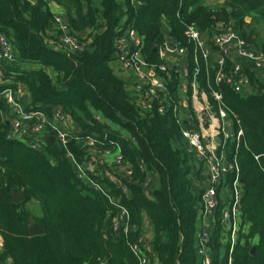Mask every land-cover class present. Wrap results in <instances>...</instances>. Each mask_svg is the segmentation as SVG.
<instances>
[{"label":"trees","instance_id":"1","mask_svg":"<svg viewBox=\"0 0 264 264\" xmlns=\"http://www.w3.org/2000/svg\"><path fill=\"white\" fill-rule=\"evenodd\" d=\"M54 1L64 6L63 18L80 46L75 50L63 46L50 5ZM123 17L126 24L120 28ZM261 18L264 0H224L220 9L204 0H141L138 5L134 0H0V32L16 53L13 62L0 63V91L22 85L31 95L29 110L51 117L59 107L77 124L65 144L42 140L52 126L15 138L6 119L10 109L0 97V264H141L134 250L141 238L149 246L148 258L158 264H200L201 232H209L204 247L211 252L210 264H264V83L257 80V91L246 94L232 83L217 82L221 69L235 75V60L226 57L222 68L213 64L186 34L193 24L213 37L224 31L215 29L218 23H234L251 42L252 24ZM168 24L173 43L186 49L190 61L187 93L196 80L219 110L212 93L220 92L222 106L242 130L240 140L237 131L220 147L227 162L239 167L242 222L234 232L239 242L229 244L230 249L225 247L221 200L213 214L204 210L208 179L188 149L180 110L174 109L181 100L179 88L169 70L161 69ZM129 28L142 39L147 70L166 84V92H159L148 107L112 65L118 40ZM245 71L253 82L252 71ZM105 150L111 153L105 156ZM114 153L122 155L121 164ZM88 162L89 184L78 176L79 166ZM226 175L233 188L236 169ZM18 190L25 193L20 202L12 197ZM124 212L128 231L126 223H114ZM30 215L44 233L29 231ZM149 224L152 233L147 236Z\"/></svg>","mask_w":264,"mask_h":264},{"label":"built area","instance_id":"2","mask_svg":"<svg viewBox=\"0 0 264 264\" xmlns=\"http://www.w3.org/2000/svg\"><path fill=\"white\" fill-rule=\"evenodd\" d=\"M56 22L58 23L59 28L62 30L61 40L63 42L64 48L70 51L79 48L80 46L77 39L69 33L67 27L68 23L66 22V20L62 16L57 14ZM186 34L198 42V44L202 48L204 57H209V49L205 41L202 39L201 30H199L195 25L190 24L186 29ZM126 36L131 39V47H129L126 43ZM212 40L213 44L221 49H225L228 43L236 40L238 42L239 53L247 58L254 60L256 67L264 71V52L256 53L249 50L246 47L244 38L241 37V35L233 28L229 27L227 29H224V31L215 32ZM139 42L138 32L133 28H129L127 32L121 37V39L118 40L117 58L125 66L132 68L137 74L138 79L135 81L134 87L139 93L140 103L144 107H148L150 106L154 98L158 97L159 92H162L163 94L166 92V84L164 80L161 77L155 75L152 70L146 71L147 64L141 55L140 49L138 48ZM164 47L167 50L170 49L168 43L165 44ZM176 49H179L180 52H183L185 50L183 47H176ZM15 58L16 53L13 44L4 33L0 32V63H2L3 61L13 62ZM218 63L222 68L225 64V60L223 58H220ZM161 69L164 71L169 70V68L165 64H162ZM240 70L241 64H236L234 66L235 75H229L227 74V72H224L221 69L217 74V82L227 81L234 84L236 89L241 91L242 87L245 84L249 83V78L247 76L240 75ZM197 71L198 68H196L195 74L197 73ZM212 95L217 99H221L222 97V95L217 91H213ZM0 97H2L6 101L10 109L9 115L6 116V119L11 120V123L13 125L12 135L15 138L25 139V135L29 131V129H31V132H43L46 130V128H48V126H52V132L49 131L46 136H42V140L43 138H47L48 135L52 134L55 135V140H59L62 142V144H65L67 142L66 135L70 132H73L69 129L73 125L69 123L66 115L59 107L53 109V114L51 117H48L43 111L40 110H29L25 102L24 90L20 85H17L16 87L4 88L0 91ZM174 109L178 110L179 106L176 105ZM206 109H209V107L207 106ZM160 110L164 111V107L161 106ZM219 114L222 118H225L228 115V112L222 105L219 106ZM32 120H36V123L32 124ZM182 134L189 144L188 149L194 153V156L197 158V160L204 163L205 167H208L209 169L210 185L202 192L204 210L208 215L210 213L213 214V212H215V209L217 210L220 202L217 194L218 182L223 179L226 172H228L231 168L236 169L237 171V175L232 182L233 188L230 210L224 212V216L227 219V221H225V224L230 223V225L233 227L231 238V243L233 244L235 242L234 232L239 229V224L242 222L241 209L239 205V199L241 197V189L239 186L240 181L238 176L239 167L237 164L233 163H229V165L226 164V150L225 148H216L214 144L218 143L216 142L214 136H212L211 138V143L213 145H208L204 142L201 132L193 127L183 128ZM241 134L242 130H239L237 136L238 140H240ZM230 137V133H223V135L221 136L223 140L222 146H224V142ZM88 142L89 144H93V141L91 139ZM37 144L38 143H35L33 146L36 147ZM102 153L106 156L111 152L110 150H105L102 151ZM122 159L123 157L120 153H114V160L117 164H121ZM91 167L92 162H88L79 166L78 176L87 184L92 182L87 173V171L90 170ZM130 173L131 171L127 170V174ZM94 186L95 188L103 190L102 187L98 184ZM123 214L118 219H115L114 223L116 225L120 223ZM230 216H232V219H229ZM124 226L125 231H128V224L126 223ZM208 237L209 232H201L200 239L202 247L199 248L200 252L203 254V259L200 264H210V260L206 252V247H204L205 241L208 240ZM2 246L3 241L0 236V248ZM147 246L148 244L143 238L140 239V244L134 245L135 252L137 254H140L141 264H151L149 261L150 259L145 253V248H147Z\"/></svg>","mask_w":264,"mask_h":264},{"label":"crops","instance_id":"3","mask_svg":"<svg viewBox=\"0 0 264 264\" xmlns=\"http://www.w3.org/2000/svg\"><path fill=\"white\" fill-rule=\"evenodd\" d=\"M134 2L138 5L141 3V0H134ZM204 2L209 5L212 8H217L220 9L221 5L224 1L222 0H204ZM52 10L65 18V9L64 6L61 4H58L57 2H51L50 3ZM253 18L251 17H246L247 21H251ZM126 17H123L120 23V28H124L126 24ZM252 26L255 28V32L253 33V40L250 42L247 39H245L239 32V30L235 27L234 23L229 24V23H223L220 22L217 24V27L215 29H227L229 27L233 28L236 31H239L238 33L241 35V37L244 38L246 42V47L256 53L259 52H264L262 50L264 46V18H261L260 20L253 22ZM252 26H249L251 29L253 28ZM198 28V27H197ZM199 29V28H198ZM128 30V29H127ZM126 30V32H127ZM200 30V29H199ZM164 31L166 34V42L168 43V46H170V49L167 50L164 46L160 49V56L164 59V64L167 65L169 68L170 78L174 82L175 86L179 88V91L181 93V100L179 106V110L181 113V122L183 124V128L186 127H193L197 129L198 131L201 132L204 142L208 145H213L211 143V138L214 136L215 138L218 136H222L224 132H228L232 136H237V131H238V124L234 120V118L229 115L227 117L222 118L219 114V110H215L213 108V105L209 102L208 94L200 90L199 86L196 83V80H192L191 85H192V92L191 94L187 93V88L188 84L190 82L189 76H188V70L190 67V61L188 58V54L186 52V49L183 52H180L179 49H176L178 46L176 43H173V39L170 35V26L165 25L164 26ZM125 32V33H126ZM202 34L204 33L201 31ZM207 33V32H206ZM123 36V35H122ZM127 38V45L129 47L132 46L131 39L126 36ZM205 43L208 46L209 49V57L208 60H210L213 64L219 62L220 58H223L225 60L226 57L231 58L232 60H235L236 64H241V70H240V75L247 76L249 78V83L245 84L241 91L245 92L246 94L256 92L257 87L254 85V83L258 81H261L264 83V71L261 69L257 68L255 65V61L247 58L239 53V47H238V42L236 40H233L232 42L228 43L225 47V49H221L218 46H215L213 44L212 36L210 37L209 35L206 37V39H203ZM139 44L138 48L140 49L141 52V45H142V39L139 36ZM173 46L175 48L173 49ZM142 55V53H141ZM117 56V54H116ZM235 64V65H236ZM116 73L121 76L126 84L128 89L133 92L135 91L134 88V83L136 80V73L135 71L128 67L125 66L118 58H116L113 63H112ZM252 69H251V68ZM150 70V68H148ZM246 69H249L252 71L251 75L254 77L255 80H250L249 74L245 71ZM46 70L49 71L53 77L56 76V73L49 67H46ZM23 90H24V97H25V102L26 105L31 103V95L28 91V89L24 88V86L20 85ZM168 91V89H167ZM218 92V91H217ZM220 93V92H219ZM221 94V93H220ZM190 95V96H189ZM214 97V96H213ZM215 98V97H214ZM219 104L222 105L221 99L215 98ZM209 107V109H206V107ZM219 107V106H218ZM67 115V114H66ZM67 120L69 121L70 124L72 125H77L74 120L70 116H66ZM75 123V124H73ZM77 126L75 127V129ZM49 136V135H48ZM242 134L240 135L241 138ZM217 142V141H216ZM218 143V142H217ZM217 149H219L222 146V143L214 144ZM225 146V145H224ZM201 164L199 165V168H203V172L207 176V187L210 185V176H209V169L208 167H205L204 163L200 162ZM226 164L229 165V163L226 161ZM227 175L225 174L223 179L220 180L217 184V194L219 201L221 200L222 202V208L220 209L221 213L227 212L230 209V204H231V194H232V187L231 184L229 183V180L226 178ZM206 189V188H205ZM203 189V191L205 190ZM128 219L127 213L123 214L122 223H126ZM148 221V219L146 218ZM149 223V222H148ZM227 234L225 233L224 241L226 242V248L228 247L230 249L229 244H231V238H232V230L231 227L226 224L225 228ZM147 231V236H150L152 233L151 225L149 224L146 227ZM234 241L237 243L239 242V235L237 236L234 234ZM235 243V244H236ZM234 246V245H233ZM254 247V252L256 247ZM252 247V248H253ZM225 248V249H226ZM251 248V250H252ZM227 250V249H226ZM233 247L230 252H232ZM252 252V251H251ZM252 252V253H254ZM211 252L209 254L207 253V256L211 262L210 258ZM151 264L154 262V264H158L156 260L152 259L150 260ZM231 264H233V261H231Z\"/></svg>","mask_w":264,"mask_h":264},{"label":"water","instance_id":"4","mask_svg":"<svg viewBox=\"0 0 264 264\" xmlns=\"http://www.w3.org/2000/svg\"><path fill=\"white\" fill-rule=\"evenodd\" d=\"M224 1V0H222ZM208 36V33L204 32L202 34V39H206V37ZM175 48V46H173V49ZM0 119H2V114L0 112ZM55 135H49L47 136V140H49L50 142L54 143L55 142ZM215 140L218 143H222V138L220 136L216 137ZM200 165V163H198V166ZM200 167V166H199ZM12 197L16 202H20L25 198V193L22 190H18V191H13L12 192ZM29 231L32 234H42L45 232V229L40 226L37 221H36V217L34 215H30V222H29ZM252 252H254V247L251 250Z\"/></svg>","mask_w":264,"mask_h":264},{"label":"rangeland","instance_id":"5","mask_svg":"<svg viewBox=\"0 0 264 264\" xmlns=\"http://www.w3.org/2000/svg\"><path fill=\"white\" fill-rule=\"evenodd\" d=\"M146 71H148L147 69H146ZM138 79V77H137V74H136V80ZM135 80V81H136ZM136 92H137V89H136ZM75 127H76V125H73V126H71L69 129L70 130H72V131H74L75 130ZM204 203V202H203Z\"/></svg>","mask_w":264,"mask_h":264}]
</instances>
